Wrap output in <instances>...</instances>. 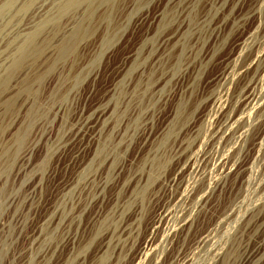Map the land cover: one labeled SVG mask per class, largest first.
<instances>
[{"label":"rangeland","instance_id":"374dc122","mask_svg":"<svg viewBox=\"0 0 264 264\" xmlns=\"http://www.w3.org/2000/svg\"><path fill=\"white\" fill-rule=\"evenodd\" d=\"M71 1L0 0V264L237 258L264 216V0Z\"/></svg>","mask_w":264,"mask_h":264},{"label":"bare ground","instance_id":"6f19581e","mask_svg":"<svg viewBox=\"0 0 264 264\" xmlns=\"http://www.w3.org/2000/svg\"><path fill=\"white\" fill-rule=\"evenodd\" d=\"M76 3H77V0H72L70 2L69 7L75 6ZM263 59H264V55L256 56V58L251 63H249L250 64V65H248L249 67L246 65L248 68L245 71L249 70L250 68H252L256 64L262 62ZM244 68H245V66L242 69H244ZM242 69H241V71H242ZM245 71H242V72H245ZM257 93L258 94L254 96V98L251 101V103L253 102V105H252L253 107L252 108L255 109V111H258L257 114L259 115L260 113H264V92H260L259 93V91H258ZM260 115H262V114H260ZM244 122H245V117H242V115H241V116L237 117V119H235V118L231 119L230 117L227 118L226 121L224 122V124H222V125H224L226 128H228V130H231V131L233 130L234 132H238V131H240L242 129V127L236 129V128H234L235 127L234 124H239V125L242 126L244 124ZM245 124H247V123L245 122ZM222 125H221V128H223ZM236 127H238V126H236ZM241 132H243V131L241 130ZM195 167H194V172L199 173L198 167L197 168H195ZM229 168L230 167H228V164L226 162V159H220L218 161L217 166H216V170L219 173V175L217 174L218 175V178H216L215 180H211L212 182H209L206 185L205 188H203V189H201L200 191L197 192L198 200H197V203H196V206H195L196 209L199 210V209H201L203 206H205L207 204V202L209 200V193L211 191H213L215 188H217V187H219L221 185L222 180L229 173V171H231ZM186 198H187V196H186ZM181 201H182V199H181ZM183 202H184V200H183ZM183 202H181V203H183ZM256 210H260V211H263L264 212V197H263V200L258 204V206H256ZM250 213H251V214H249L250 216L246 220L247 222L245 224V227L246 228H249L250 227L251 229H253L255 231L254 242L252 244L251 243L244 244L245 246L244 247L242 246L241 252H239L240 254L235 259L231 257L234 254L233 255H231L229 253L226 254L223 251L216 252L215 255H214L213 261L211 263L209 262V264H260V263H263L264 264V216H261L260 217L259 216L260 214L258 215V213L255 212V208ZM255 213H257V214H255ZM167 215H169V214H167ZM167 215L165 213H163L161 216H159V221L157 222V226H155L156 229L158 228V223H160L163 218H166ZM190 219H189V216L188 215H186V214H185V216L183 215V217L181 218V220L179 221V223L176 226H174L172 229L170 228L171 230L167 234V236L165 237V239L167 240V239L171 238L172 236L170 237V235H172V234L174 236L177 235V232L178 231H184L186 229H189ZM209 237H210L209 235H203V236L199 237V240H198V243L197 244H200V246L201 245H205L207 242H209V240H210ZM152 240L153 239H150L149 240V243L147 244L149 248L152 246V242H153ZM149 250L150 249H145L144 253H146Z\"/></svg>","mask_w":264,"mask_h":264}]
</instances>
